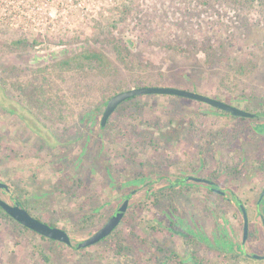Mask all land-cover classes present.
<instances>
[{"label": "rangeland", "instance_id": "374dc122", "mask_svg": "<svg viewBox=\"0 0 264 264\" xmlns=\"http://www.w3.org/2000/svg\"><path fill=\"white\" fill-rule=\"evenodd\" d=\"M32 2L47 9L33 10L15 28L0 26V182L10 189H0V199L67 231L73 244L17 226L0 210V264H197L193 254L200 264H264L224 248L264 255L257 204L264 125L256 133L251 121L220 116L207 104L148 95L123 104L101 126L109 99L136 87L197 92L261 114L263 124L264 7L227 0ZM93 52L101 62L86 57ZM37 94L41 108L31 101ZM223 132L236 135L232 144ZM219 133L214 151L197 150ZM201 159L223 167L225 181L217 182L226 196L185 181L159 198L177 183L168 179ZM140 177L147 181L133 183ZM231 192L255 231L244 246V217ZM127 195L117 229L76 249ZM171 220L187 234L171 231Z\"/></svg>", "mask_w": 264, "mask_h": 264}, {"label": "water", "instance_id": "95a60500", "mask_svg": "<svg viewBox=\"0 0 264 264\" xmlns=\"http://www.w3.org/2000/svg\"><path fill=\"white\" fill-rule=\"evenodd\" d=\"M148 95L177 96L207 104L213 108L226 112L233 117L250 118V119L256 117V114L254 113L248 112L236 106L227 104L224 101L217 100L197 92L178 89L174 87H136L127 91L120 92L109 99L101 119V126L105 127L107 125L111 116L124 102L139 96H148ZM194 180L195 181L192 182H196V183L203 182V181H197L198 179H194ZM0 189L5 190L6 192L10 191L8 185H6L3 182H0ZM213 190L221 195L224 196L226 195L225 191H222L218 188H214ZM263 197H264V191L262 193V197L260 201L262 200ZM231 198L232 201H234L236 205L240 208L244 217V234H243V246H244L249 239V225H250L249 216L244 205L239 203L240 202L239 198L235 194L232 195ZM129 203H130V197H128V199L125 200L122 206L118 209V211L110 219V221L104 225V227H102L98 232L93 234L87 240L83 241L82 243H79L77 245V249L81 250L91 247L93 245L100 243L104 239L108 238L117 229V227L120 225L121 221L125 217L127 210L129 208ZM0 207L12 219H14L16 222H18L20 225L27 228L28 230H31L47 239L65 244L67 246H72L73 241L69 233H67V231L58 227H53L35 218L27 210L23 209L19 202H14V204L11 205L8 202L0 199ZM263 224H264V219H263ZM244 252H246L245 249ZM250 256L256 260H264V256L261 255L252 254Z\"/></svg>", "mask_w": 264, "mask_h": 264}, {"label": "flooded vegetation", "instance_id": "af4514ba", "mask_svg": "<svg viewBox=\"0 0 264 264\" xmlns=\"http://www.w3.org/2000/svg\"><path fill=\"white\" fill-rule=\"evenodd\" d=\"M218 100V99H217ZM222 101V100H221ZM225 103H227V102H225ZM228 104V103H227ZM230 105H233V104H230ZM233 106H235V105H233ZM237 107V106H236ZM213 108V107H212ZM238 108H240V107H238ZM213 109H215L216 110V112L218 113V115H220V116H225V117H228V118H232V119H234L235 121H242L241 119H245V120H243V121H247V120H249V121H251V123H250V125L251 126H253V130L255 131V129H256V127L257 126H262V125H264V123L263 124H261V123H259V122H257V119L259 120L260 119V117H261V114H256V117L255 118H253V119H250V118H237V117H233V116H231L230 114H228V113H226V112H223V111H221V110H219V109H216V108H213ZM242 109V108H241ZM243 110H245V109H243ZM247 111V110H246ZM249 112V111H248ZM256 132V131H255ZM257 133V132H256ZM205 143H207V139H205L204 141H203V143H201L200 145H196L197 146V150L202 154V153H206V152H208V151H210V152H212V151H214V147L213 146H207V145H205ZM219 148V147H218ZM207 161H204V160H202L201 159V163H200V166H196V167H192L191 165H188L187 166V168L186 169H183V171H181V173H182V175H181V177H177L176 176V174H174L173 175V177H171V180H169L168 179V181H177V183H171L170 185H173L172 186V188L171 189H173L175 186H176V184H185V181H195L194 179H198L197 181H203L202 183L204 184V185H206L212 192H214V193H216V194H219V193H217L216 191H214L213 189L214 188H220V186H219V184H218V182L217 181H225V179L223 178L224 176H223V167L222 166H220V165H218L217 163H216V166H212V165H208L207 163H206ZM231 170H233L232 172H234V170H235V166H232L231 167ZM236 171V170H235ZM231 179H233V177L231 178ZM133 181H137V183H140L141 181L142 182H144V181H147V179L146 178H144V177H140V178H136V179H134ZM232 181H234V180H232ZM263 191H264V189L262 190V192L260 193V198H259V200H258V202H257V204L259 205V206H261L262 204V201H264V197L262 198V200L260 201V199H261V197H262V193H263ZM226 192V191H225ZM226 194H227V192H226ZM231 194V196L232 195H234L235 193L233 192H231L230 193ZM219 195H221V194H219ZM236 195V194H235ZM222 196V195H221ZM224 196V195H223ZM226 196V195H225ZM128 197H130V195H127L126 196V198H125V200L126 199H128ZM125 202V201H124ZM123 202V203H124ZM20 205H21V207L23 208V209H25L24 208V206L20 203ZM122 206V205H121ZM120 206V207H121ZM119 207V208H120ZM118 208V209H119ZM118 209H117V211H118ZM0 210H2V208L0 207ZM26 210V209H25ZM3 211V210H2ZM116 211V212H117ZM128 211V210H127ZM115 212V213H116ZM115 215V214H114ZM113 215V216H114ZM112 216V217H113ZM111 217V218H112ZM38 219V218H37ZM124 219V218H123ZM110 221V220H109ZM108 221V222H109ZM174 225H173V224ZM249 224H250V222H249ZM173 226V227H172ZM169 228H170V230L171 231H173L174 233H177V234H179V235H181V236H184L185 234H187V233H185L186 232V230H187V228L185 227H183V228H181L180 229V226L178 225L177 226V223H175V222H173L172 220L170 221V224H169ZM262 228H263V231H264V224H263V220H262ZM255 233V231H253V230H251V228H250V225H249V239H248V241L247 242H250L251 240H252V233ZM192 233H189L188 235H191ZM243 234H244V228H243ZM242 242H243V239H242ZM226 249H231L232 251H233V254L235 255V256H238V257H241V256H243V257H247V258H252L250 255L251 254H249L247 251L246 252H244V247L242 248L241 247V249H240V247H235L234 246V244H231L230 246H229V244H228V246L227 247H225ZM249 254V255H248ZM254 255V254H253ZM262 256H264V255H262Z\"/></svg>", "mask_w": 264, "mask_h": 264}, {"label": "trees", "instance_id": "16d2710c", "mask_svg": "<svg viewBox=\"0 0 264 264\" xmlns=\"http://www.w3.org/2000/svg\"><path fill=\"white\" fill-rule=\"evenodd\" d=\"M204 1H206V2H208V1H210V0H204ZM227 1H230V2H233L234 4H236V5H238V6H240V7H245V5H254L255 4V2H259V4H261L262 5V7H264V0H227ZM89 60H96V61H98V62H101L102 61V54H100V53H97V52H93V53H91V54H88V56H86ZM67 64V63H66ZM37 99H35L34 97H32L31 96V101H32V103H35V102H37L36 103V106L38 105V107L39 108H41V103H40V101L38 100L39 99V96H38V94H37ZM135 99V98H134ZM184 99V98H183ZM131 100H133V99H130V100H128V101H126V102H124L123 104H125V103H127V102H129V101H131ZM122 104V105H123ZM121 105V106H122ZM120 106V107H121ZM119 107V108H120ZM118 108V109H119ZM117 109V110H118ZM116 110V111H117ZM116 113V112H115ZM114 113V114H115ZM242 121L243 120H245V119H241ZM251 128H253V126H251ZM253 130V129H252ZM240 132H241V130H240ZM220 134L221 133H219L217 136H212V137H210L209 139H208V141H207V143H205V145H209V146H214V145H217V143L219 142V139H220ZM238 135H240L239 134V132H237V137H238ZM224 136H225V138H224ZM235 136L236 135H234V136H230V135H226L224 132H223V142H225V140H227V139H229V138H231V141H230V143L232 144V142L234 141V138H235ZM260 162V164H261V166L259 167V169L258 170H260L263 174H264V161H259ZM256 169V168H255ZM142 182V181H141ZM133 183H137V181H134ZM172 186L173 185H170L168 188H166V189H163V190H161L160 191V193H158V196H160L159 198H163V197H167V192L166 191H170V193L172 192V190H171V188H172ZM173 193V192H172ZM158 202H160V201H158ZM239 203H241V202H239ZM262 205L260 206V208H261V210L262 211H264V201H262V203H261ZM5 216L6 217H8L10 220H12L17 226H22V225H20L18 222H16L14 219H12L7 213L5 214ZM40 220V219H39ZM132 222V220L130 221V223ZM173 224V223H172ZM174 225V224H173ZM23 227V226H22ZM55 227V226H54ZM173 227V226H172ZM24 229H26V230H28L27 228H25V227H23ZM134 235H136V234H134ZM252 237L254 238L255 237V233L253 232L252 233ZM43 238H45V237H43ZM253 238H252V240H253ZM107 239V238H106ZM106 239H104L103 241H105ZM138 241H140L141 242V244H140V242H139V244L140 245H145V243L143 244V240L142 239H139V238H136ZM50 240V239H49ZM133 240V239H132ZM51 241H53V240H51ZM103 241H101V242H103ZM134 241V240H133ZM54 242V241H53ZM100 242V243H101ZM121 247H123V243H121V244H119ZM224 245H226L225 243L223 244V246ZM228 245V244H227ZM119 246V248H121ZM225 248V247H224ZM76 249H77V247H76ZM118 251H120L119 249H118ZM193 256H194V261L197 263V264H200V263H202V261L201 260H199L196 256H195V254H193Z\"/></svg>", "mask_w": 264, "mask_h": 264}, {"label": "built area", "instance_id": "2783aa9c", "mask_svg": "<svg viewBox=\"0 0 264 264\" xmlns=\"http://www.w3.org/2000/svg\"><path fill=\"white\" fill-rule=\"evenodd\" d=\"M44 6L36 7L32 0H0V26L15 28L17 25L24 23L33 10H46L47 4ZM19 15L20 17L25 16L23 21L18 19ZM50 15L53 17L52 13ZM39 24L41 23L39 22Z\"/></svg>", "mask_w": 264, "mask_h": 264}]
</instances>
